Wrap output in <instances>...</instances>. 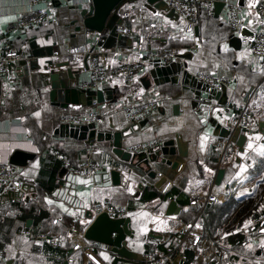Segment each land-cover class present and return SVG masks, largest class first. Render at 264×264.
I'll list each match as a JSON object with an SVG mask.
<instances>
[{"label": "crops", "instance_id": "obj_1", "mask_svg": "<svg viewBox=\"0 0 264 264\" xmlns=\"http://www.w3.org/2000/svg\"><path fill=\"white\" fill-rule=\"evenodd\" d=\"M260 1L218 0L243 8L242 30L237 34L230 32L224 7L218 16L200 12L197 25L191 29L185 20L171 17L167 8L157 10L155 14L145 6L144 0H127L118 7L114 13L117 29H127L130 33L118 35L117 42L110 47L102 44L110 43V40L104 39L108 30L97 33L84 27L82 14L90 5L74 7L71 1L50 3V17L45 23L25 32L8 34L10 46L26 52L27 58L12 64L8 78L2 83L1 100L10 93L14 101L6 102L9 113L8 108L3 110V102L0 105V162L9 163L11 154L17 150L34 153L36 159L24 168L14 167L26 185L24 192L14 196V201L10 193L0 195V254L4 256L3 264L64 262L75 242L72 226L85 230L92 222L89 215L96 216L94 208L100 202L131 206L126 216L131 217L135 232L131 246L144 256L149 254L146 251L148 247L157 255L173 254L172 250L179 246L182 226L189 224L188 209L174 199L164 201L158 197L141 202L148 191L162 192L161 188L154 187L155 180L134 165L137 160H133L134 164L122 161L113 153L110 142L90 146L67 136L65 130L57 132L63 124L62 118L67 116L83 115L99 108L106 113L107 119L97 126L98 131L122 133V146L127 151L143 141L159 140L164 143L182 136L188 145L187 158L178 155L167 157V160L178 162L176 169L162 162L166 160L163 155L152 164L156 174H164V185L171 182L169 190L178 189L186 196L189 193L216 191L220 196L216 205L230 201L234 203L233 199L247 198L252 193L256 183L264 176V117L259 120L254 133L243 132L247 136L244 151L240 152L236 146L235 156L221 167L226 172L220 186L214 183L220 169L219 152L214 145L222 139L214 136L213 121L226 127L227 122L238 115L241 100L249 102L254 115L264 112V64L251 55L248 48L259 25L258 15L253 8ZM29 7L28 0H0V32H5ZM240 38L242 43L237 45L236 40ZM31 43L44 51L45 55H34ZM158 47L178 49L190 77L186 82L182 80V75L173 79L170 76L153 78L150 74L153 65H146L134 85L133 100H158L159 109L142 124L141 130L124 115L122 104L130 99L131 93L118 77L112 76L109 84L103 88L110 92L112 101L92 107L52 103L44 88L43 73L49 65L75 59L79 82L83 85L90 81L89 53L105 52L102 63L111 71L125 62H142L143 50ZM67 48H79L78 59L68 55ZM56 51L61 53L60 57L54 55ZM209 74L232 80L241 100L229 91L225 107L216 101L207 102L212 89L197 81L195 76ZM193 101L198 102L195 107ZM17 105L21 107L20 112L16 111ZM53 151L69 157L74 165L90 158L95 164L114 167L120 173L121 181L114 185L110 173L96 174L86 179L71 175L52 157ZM159 151L160 148L151 155ZM55 170H58L52 183V187H55L50 190L49 175ZM41 181L43 186L38 183ZM171 201L177 203L180 209L178 215H166ZM236 207V204L231 205L228 212ZM58 216L64 218L67 224L55 225L54 218ZM231 220L219 226L221 243L224 245L227 241L225 244H230L228 247L235 245L243 251L238 248L225 254L228 249L224 245L222 259L214 262L264 264V226L257 225V219L250 227ZM39 234L63 243L54 246L49 240L38 239L36 236ZM238 235H242L245 242L242 247L233 243L232 238ZM99 247V255L113 264L105 249Z\"/></svg>", "mask_w": 264, "mask_h": 264}, {"label": "built area", "instance_id": "obj_2", "mask_svg": "<svg viewBox=\"0 0 264 264\" xmlns=\"http://www.w3.org/2000/svg\"><path fill=\"white\" fill-rule=\"evenodd\" d=\"M71 1L74 7L89 4L90 0H28L29 9L19 16L17 20L8 26L5 32H0V82L3 83L8 78L9 68L12 64L18 63L27 58L26 52H21L13 49L8 40V34L14 32H25L30 28L40 26L45 23L50 17L49 4L52 2H67ZM170 8L179 18L186 21L192 29L197 25L198 14L206 13L208 16L215 14V5L218 0H165ZM242 7L234 3H226L225 17L227 25L232 34H237L242 30ZM253 11L256 12L259 18V25L256 35L248 48L255 58L264 64V0H261ZM130 32L127 29H119L118 35H128ZM68 55L79 56V48H67ZM144 60L140 63L125 62L122 65L116 66L111 71L103 65L102 60L105 58V52H91L88 58V72L90 73V81L83 84L82 87L90 90H100L107 86L112 76L118 77L130 90L131 96L122 104L123 112L126 119L141 130L142 124L159 109V102L155 99H150L144 102L134 101L133 88L139 76L143 73L146 65L160 62L163 64L180 63L184 65V61L180 52L176 48L158 47L148 50H143ZM56 56H61V53L56 51ZM182 80H183V74ZM196 80L204 85H207L216 92H221L224 88L228 92H232L238 99L241 100L240 94L235 89L232 80L220 77L216 74L197 75ZM14 101L10 93L5 94L2 102ZM242 102L241 109L236 117L229 120L226 127L229 129L241 128L246 134H252L257 129L258 122L264 117V112L261 115H254L251 112L249 102ZM107 119L106 113L99 108L90 110L83 115H73L62 118V123L66 125L81 126H99ZM163 142L143 141L134 146L131 151L135 153H145L150 156L155 150L159 149ZM219 152L218 162L221 168L225 163L232 159L235 155L236 145L227 140H217L214 145ZM52 157L59 162L71 175L86 179L96 174L111 173L116 170L114 167H106L103 164H95L90 158L81 160L77 165H74L72 159L62 154L59 151H53ZM158 178L165 177L164 174L158 173ZM171 182H167L160 189L162 194H166L170 188ZM25 183L19 177L16 169L9 163L0 162V195L4 193L14 194L17 196L25 190ZM13 197L12 201H14ZM189 208L195 214V219L189 224H184L180 232V242L177 250L173 254L155 255L146 254L145 264H186L187 257L185 252H192L195 257V264H212L215 260H221L223 256L224 245L218 239L211 236L210 232L205 230L201 221L205 217V210L208 206L214 205L220 201V196L216 191L203 193H189ZM131 208L127 205L114 204L111 202H100L95 205L94 211L96 216L107 213L111 217H126L130 213ZM63 221L61 216L54 218V223ZM257 225L264 226V212L256 220ZM72 235L75 239L71 254L68 255L64 262L57 264H107V262L99 255V245L87 241L84 237V232L72 226ZM30 235L29 233H26ZM38 239L49 240L52 245L60 246L63 242L47 237L45 234L36 236ZM4 256L0 254V264H3ZM56 264V263H55ZM126 264V263H121Z\"/></svg>", "mask_w": 264, "mask_h": 264}, {"label": "water", "instance_id": "obj_3", "mask_svg": "<svg viewBox=\"0 0 264 264\" xmlns=\"http://www.w3.org/2000/svg\"><path fill=\"white\" fill-rule=\"evenodd\" d=\"M127 0H90L89 9H85L83 16L84 27L90 31L103 33L108 29V24L117 8ZM145 6L149 10H153L156 14L157 10L167 8L171 17H178L176 13L170 10L165 0H144ZM225 7L222 2H217L215 5V14L217 16L221 13V8ZM197 30V28H196ZM237 45L241 44L242 40L237 39ZM75 59H69L57 64L49 65L44 69V88L49 94V99L52 103L58 102L65 106H82L92 107L94 105H102L106 101H112L110 92L103 89L90 90L85 89L79 82L77 70L75 68ZM153 78H161L163 76H174L183 74V81L186 82L190 77L187 67L180 63L163 64L160 62L153 63L150 70ZM174 81V80H173ZM207 86V85H206ZM211 90V89H210ZM2 82H0V105L2 104ZM229 93L226 88L221 92L211 90L208 94L207 102H218L222 107L228 104ZM198 102L193 101L192 105L195 107ZM263 127V124L261 125ZM214 136L222 140L230 139L239 149L244 151L247 136L243 134L241 128L229 129L223 126L222 123L213 121ZM65 130L67 136L80 141H84L87 145L93 146L95 143L110 142L113 153L124 162L134 164L135 160L137 168L145 172L148 177L156 181L154 187L160 189L164 183L165 178H158L156 172L153 171L152 164L157 162L159 156L163 155L166 160H162L164 164L173 166V169L178 167V162L167 160V157L178 155L181 158H187L188 145L183 140L182 136H176L175 140H168L160 147V151L156 155L148 156L145 153H135L127 151L122 146L123 134L115 132H100L97 126H81L62 124L57 130ZM36 155L34 153L24 151H14L10 158L9 164L13 167L24 168L30 162L35 161ZM134 160V161H133ZM225 170L220 168L215 176L214 183L220 186L225 176ZM114 185H118L121 181L120 173L116 170L110 173ZM14 197V194L10 195ZM179 207L175 201H171L166 215H178ZM92 220L91 224L85 229L84 237L87 241L102 246L103 250L108 254L109 258L113 260V264H145L144 255L133 250L131 242L135 239V232L132 229L131 217H111L107 213H103L93 217L89 215Z\"/></svg>", "mask_w": 264, "mask_h": 264}, {"label": "trees", "instance_id": "obj_4", "mask_svg": "<svg viewBox=\"0 0 264 264\" xmlns=\"http://www.w3.org/2000/svg\"><path fill=\"white\" fill-rule=\"evenodd\" d=\"M114 15L115 14H113L112 18L109 21L108 29H107L108 33L105 34V36H104V39L107 38L108 40H110V43H102L105 47H110V46H112L113 42L114 43L117 42L116 41L117 36H118V29L116 26L117 18ZM31 47H33V49H34V55H36L38 57H43L45 55V52L42 50H39L35 44L31 43ZM4 106L5 107L3 110H7V108H8L7 113H9V111H10V108L8 107L9 105H7V103H6V104H4ZM16 111H18V112L21 111V107L19 105H17ZM28 121H29V118L26 119V122H28ZM57 171L58 170H55V172H53L51 175H49V181H48L49 187H48V189H50V190L54 189V187H55V185L52 187V183H53V180L56 176ZM42 176H45V174L42 173ZM42 182L43 181L38 182L40 184V186H43ZM158 197H160L164 201H169V200H173V199L176 200L182 207L188 209V212H187L189 214L188 218H190L188 223H191L194 221L195 214L189 208L188 196L184 195L181 191H179L178 189L172 188L166 194H163V195L158 193V192H155V191L154 192L148 191L141 198V202H148V201H151V200L156 199ZM233 201H234V203L232 201H230L229 203H225V204H218V205L214 204V205L208 206L205 210V217H204L205 220L202 219V221H201L202 226L210 232V234L213 238L218 239L219 241H221V238H220V235L218 233V229H219V226L221 223H226L229 219L232 218L231 222L233 221L236 223H240L241 225L245 224L247 227H250L253 224V222L256 219H258L261 216V214L264 212V176L260 181H258L256 183L255 188L253 189L252 193L250 195H248L247 198L233 199ZM233 204H236V206H237L236 209L228 212V209ZM223 216H224V218H223ZM63 223L67 224L65 222V220L60 222V224H63ZM242 223H244V224H242ZM60 224L57 223L55 225L59 226ZM83 230L84 229H82L80 231H83ZM66 231H67V229H65V232ZM67 232L70 233L69 230ZM226 236H230V235H226ZM232 239H234L233 243H236L241 247L245 245V242H243V240H242V235H238L237 237H233ZM225 243H224V245H226V248L228 249L225 251V254L229 253L230 251H232L234 249H238V248L240 250H242L240 247H236L235 245L228 247L230 244L227 245ZM176 250L177 249H174L172 251L175 252ZM146 251L149 254H155L156 255L155 251L151 250L149 247L146 249ZM172 251H168V252H172ZM185 253H186V257L188 258L187 264H194L195 263L194 254L192 252H188V251ZM107 264H110V263L107 262ZM212 264H217V263L214 262Z\"/></svg>", "mask_w": 264, "mask_h": 264}, {"label": "snow or ice", "instance_id": "obj_5", "mask_svg": "<svg viewBox=\"0 0 264 264\" xmlns=\"http://www.w3.org/2000/svg\"><path fill=\"white\" fill-rule=\"evenodd\" d=\"M37 115H38V113H37ZM249 147H251V145H249ZM129 191H130V189H129ZM49 203H51V201H49Z\"/></svg>", "mask_w": 264, "mask_h": 264}]
</instances>
